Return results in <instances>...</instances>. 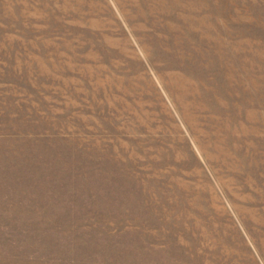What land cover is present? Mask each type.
<instances>
[{
  "label": "rangeland",
  "instance_id": "1",
  "mask_svg": "<svg viewBox=\"0 0 264 264\" xmlns=\"http://www.w3.org/2000/svg\"><path fill=\"white\" fill-rule=\"evenodd\" d=\"M0 264H264V0H0Z\"/></svg>",
  "mask_w": 264,
  "mask_h": 264
}]
</instances>
